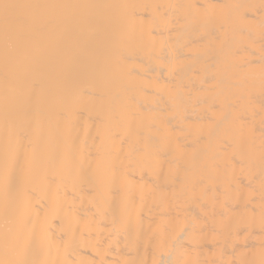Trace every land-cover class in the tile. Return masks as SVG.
I'll return each mask as SVG.
<instances>
[{
  "label": "bare ground",
  "instance_id": "obj_1",
  "mask_svg": "<svg viewBox=\"0 0 264 264\" xmlns=\"http://www.w3.org/2000/svg\"><path fill=\"white\" fill-rule=\"evenodd\" d=\"M0 264H264V0H0Z\"/></svg>",
  "mask_w": 264,
  "mask_h": 264
}]
</instances>
